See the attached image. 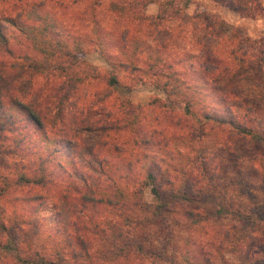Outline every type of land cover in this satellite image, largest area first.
I'll return each mask as SVG.
<instances>
[{"label":"trees","instance_id":"16d2710c","mask_svg":"<svg viewBox=\"0 0 264 264\" xmlns=\"http://www.w3.org/2000/svg\"><path fill=\"white\" fill-rule=\"evenodd\" d=\"M158 1L142 0L141 11L134 12L131 8L129 14H123L126 23L115 40H95L96 49L109 67L102 71L79 58L80 46L75 44L73 49H68L60 40V31L51 21L47 9L51 0L0 1V170L9 172L0 176V197L10 184L37 188L60 185L62 190H59L57 203L53 206L54 214L59 221L63 214H70L73 219L69 225L71 233L55 241H60L61 247L36 246L30 249L16 236L13 221L3 217L4 208L0 204V264H129L133 259L143 261L150 258H159L166 264H193L186 255L176 258L167 256L163 250L158 254L150 235L143 233L141 239L147 240L141 241L134 215L141 214L139 228L143 225L151 228L154 222L163 221L171 213H177L187 226L204 221L202 214L193 212L191 207L192 195L196 194L194 187L199 190L201 181L212 180L205 161L187 158L189 168L176 179L180 187L174 190L175 194L173 191L165 193V187L173 188L176 180L171 176L160 183V167L176 172V167L182 164H170L164 160L171 150L162 154L158 148L155 154H149V147L156 146L153 135H157V131L146 133L141 129L143 109L162 108V103L156 98L145 107L134 105L127 98L109 102L111 89L119 85L116 71L120 68L138 77L151 74L154 78H171L179 85L184 82L179 78L184 72L173 69L170 62L166 63V56H162L171 38L159 40L149 32L158 27L154 20L162 19L161 12L166 18L175 19L183 9L175 3L178 0H170L168 8L158 10L154 17L142 12L147 5ZM56 2L62 4L63 1ZM85 3L92 10L100 5V0H86ZM186 5L187 0L183 7ZM110 10L120 11L113 3ZM134 26H145L149 31L142 35L143 38H137L133 33L138 30L133 31ZM148 37L150 40L146 42L144 39ZM29 52L39 54L44 60H36ZM50 63L53 66L47 72ZM48 74L51 75L49 86H36V77L47 78ZM136 77L132 80L140 81ZM154 83V87L160 88L166 97H180L178 108L186 115L192 114L193 102L188 87L181 91L178 85L174 87L176 90L168 91L166 82L159 85L155 80ZM201 117L204 123L212 119L205 111L201 112ZM214 122L223 124L221 120ZM204 123L194 128L196 133L194 129L188 131V143L202 136ZM225 124L231 126L235 138L239 136L249 144L264 147V138L252 129L234 122ZM31 130L35 142L39 143L38 149L35 143L34 148L27 144ZM182 135L172 137L180 147L184 145ZM170 139L167 137L165 142ZM160 140L159 147L165 148L164 138ZM192 171L199 173L200 178L194 176L191 179ZM190 181L194 183L190 184ZM145 190H148L151 202L145 201ZM30 201L36 202L37 213L43 211L40 209L41 196H33ZM102 212L113 214L123 224L130 223V228L123 232L118 226L121 223L111 219L103 220L102 227L91 222L93 214ZM214 213L234 217L236 221L251 219V214H246L245 219L238 212L229 214L221 204H216ZM81 216L86 222H80ZM32 229L37 232L36 226ZM34 230L29 231L32 239L36 238ZM236 231V226H231L219 234L215 249L220 250L221 245L230 250L238 249ZM85 234L96 237L101 243H94L98 245L94 249L89 248L86 238H90ZM53 237L48 236V242L52 243ZM210 244L212 246L215 242ZM208 260L203 256L197 264H210Z\"/></svg>","mask_w":264,"mask_h":264},{"label":"rangeland","instance_id":"374dc122","mask_svg":"<svg viewBox=\"0 0 264 264\" xmlns=\"http://www.w3.org/2000/svg\"><path fill=\"white\" fill-rule=\"evenodd\" d=\"M62 1V4H58L56 0H51L47 4L51 21L60 31V40L65 42L68 49H73L75 44L80 46L82 53L79 58L90 67L99 71L108 69L94 45L95 40H115L126 23L123 14H129L132 9L134 12L141 11L142 0H100V5L92 10L87 8L86 0ZM169 1L159 0L161 5L158 2L150 3L142 12L154 17L158 10L168 8ZM184 2L186 0L175 2L183 9L177 18L168 19L161 12L162 19L154 20L158 27L150 31L145 26L133 28V31L138 30L133 33L137 38H143L142 35L148 31L153 38L157 39L158 36L159 40L171 38L162 56H166V63L170 62L173 69L184 72L179 75L180 79L183 78V84L179 85L171 78H154L151 74L138 77L135 73H128L127 69L117 68L119 85L111 89L109 102L127 98L132 104L145 107L156 98L162 103V108L153 106L143 109L142 131H157V135H153L156 146L149 147L148 152L155 154L161 148L164 154L171 150L164 160L170 164H182L176 167V172L170 170L171 173L166 171L167 167L161 166L160 183L171 176L173 180H178L182 172L189 168L190 163L185 161L187 158L205 161L212 180L201 181L199 190L194 187L196 194L192 195L194 201L191 207L193 212H200L205 219L198 225L187 226L177 213H171L163 221L154 222L151 228L143 225L140 229L141 214H135L140 219H134L139 229L136 232L140 239L143 233L150 235L151 244L158 249V254L163 250L167 256L176 258L186 255L193 264L200 262L203 256L209 259L210 264H264V147L249 144L239 136L235 138L231 126L225 124L237 123L264 138V0H187V5L183 7ZM111 3L121 12H112ZM144 40L149 42L150 39ZM109 50L116 53L113 49ZM29 54L36 60H44L39 54ZM52 63L46 68L47 72L51 71ZM50 76H37L34 81L36 86H49ZM135 76L140 81L132 80ZM155 80L159 85L166 82L168 91L176 90L174 87L178 85L181 91H186L184 87H188L193 102L192 114L186 115L178 108L180 97L168 98L160 88H155ZM202 111L212 119L204 123ZM214 120H221L223 124ZM202 123V136L188 143V131ZM194 131L196 133V129ZM29 134H32L27 142L29 147L34 148L35 143L36 149L40 148L33 137V130ZM180 134L184 137L182 147L172 139ZM167 137L171 139L165 142ZM160 138H164L165 148L159 147L162 144ZM180 157L184 160L180 161ZM4 170H0V176L9 174ZM192 174L191 179L194 176L200 178L199 173ZM177 180L175 188L165 187V193L173 191L175 194L174 190L180 187ZM193 183L190 181V184ZM59 190H62L60 185L52 184L41 188L13 187L10 184L4 196L0 197L3 217L13 221L16 236L26 242L30 249L36 246L61 247V242L55 241L72 231L69 226L73 221L70 214H63L60 221L54 214L53 206L57 203ZM33 196H41L42 212L35 210L36 202L30 201ZM144 198L151 202L148 190L144 191ZM216 204L224 205L229 214L238 212L244 219L246 214H251V219L236 221L231 216H217L214 213ZM54 218L57 223H54ZM106 219L121 223L118 226L123 232L130 228V223L123 224L107 212L93 214L91 222L102 227V221ZM79 220L86 222L82 216ZM35 226L37 232L32 229ZM231 226L237 228L238 249L230 250L226 245H221V249L216 250L217 237ZM30 229L36 233L35 239L30 238ZM48 236H54L52 243L48 242ZM143 240L147 239L143 237ZM86 241L93 249L101 243L96 237L86 238ZM211 242L215 244L211 246ZM133 263L166 264L159 258L133 259Z\"/></svg>","mask_w":264,"mask_h":264}]
</instances>
